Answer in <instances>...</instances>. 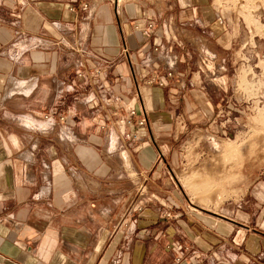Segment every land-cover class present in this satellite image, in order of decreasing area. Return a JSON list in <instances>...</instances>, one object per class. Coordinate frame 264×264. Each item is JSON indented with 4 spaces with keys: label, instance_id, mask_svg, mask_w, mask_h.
<instances>
[{
    "label": "crops",
    "instance_id": "1",
    "mask_svg": "<svg viewBox=\"0 0 264 264\" xmlns=\"http://www.w3.org/2000/svg\"><path fill=\"white\" fill-rule=\"evenodd\" d=\"M217 47L210 0H0V264H264V221L165 203Z\"/></svg>",
    "mask_w": 264,
    "mask_h": 264
},
{
    "label": "rangeland",
    "instance_id": "2",
    "mask_svg": "<svg viewBox=\"0 0 264 264\" xmlns=\"http://www.w3.org/2000/svg\"><path fill=\"white\" fill-rule=\"evenodd\" d=\"M210 8L231 32L229 52L217 47L218 61L204 57L212 51L202 52L199 60L198 71L213 90L216 116L211 129L184 128L188 132L171 139L178 164L169 166L168 176L179 193L165 203L216 220L253 224L264 221V0H210ZM29 119L24 124H34ZM143 186L137 181L138 189Z\"/></svg>",
    "mask_w": 264,
    "mask_h": 264
},
{
    "label": "built area",
    "instance_id": "3",
    "mask_svg": "<svg viewBox=\"0 0 264 264\" xmlns=\"http://www.w3.org/2000/svg\"><path fill=\"white\" fill-rule=\"evenodd\" d=\"M150 27V26H149ZM170 76V75H169ZM135 113H134V111L133 112H130V116L132 117L133 115H134ZM138 124H140V125H142L143 124V120H140L139 122H138ZM163 217L164 218H166V219H172L173 218V214L171 213V212H168V213H166V214H163ZM176 262H180V258H177L176 259Z\"/></svg>",
    "mask_w": 264,
    "mask_h": 264
}]
</instances>
